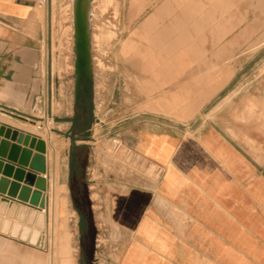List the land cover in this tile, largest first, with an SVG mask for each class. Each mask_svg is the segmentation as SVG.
Returning a JSON list of instances; mask_svg holds the SVG:
<instances>
[{
	"label": "crops",
	"instance_id": "crops-1",
	"mask_svg": "<svg viewBox=\"0 0 264 264\" xmlns=\"http://www.w3.org/2000/svg\"><path fill=\"white\" fill-rule=\"evenodd\" d=\"M34 3L0 0V123L45 140L46 206L49 141L1 109L29 113L44 92ZM126 13L134 149L157 176L115 200L133 228L118 264H264V70H245L263 61L264 0H131ZM38 209L0 192V264H44L25 218Z\"/></svg>",
	"mask_w": 264,
	"mask_h": 264
},
{
	"label": "rangeland",
	"instance_id": "rangeland-1",
	"mask_svg": "<svg viewBox=\"0 0 264 264\" xmlns=\"http://www.w3.org/2000/svg\"><path fill=\"white\" fill-rule=\"evenodd\" d=\"M128 6L131 0H91L90 96L87 114L80 118L82 125L71 129L75 59L72 0L34 3L30 28L40 46L38 69L44 76L45 88L36 99V109L31 111L41 122L26 127L39 131L49 141L50 170L44 210L38 209L35 215L25 218L36 221L37 246L44 264H83L79 215L72 206L68 183L72 135L76 144L73 152L80 148L85 154L81 178L95 226L87 264H118L119 253L133 228L115 215V200L131 187L147 185L157 176L155 167L134 149L137 126L132 122L131 94L138 92L140 82L125 70L120 54L121 40L133 18L126 13ZM253 53V49L246 51ZM254 54L263 61L246 63L245 70H264V45ZM260 129L264 134V126ZM52 183L56 187L53 198ZM65 200L66 210L62 205Z\"/></svg>",
	"mask_w": 264,
	"mask_h": 264
},
{
	"label": "water",
	"instance_id": "water-1",
	"mask_svg": "<svg viewBox=\"0 0 264 264\" xmlns=\"http://www.w3.org/2000/svg\"><path fill=\"white\" fill-rule=\"evenodd\" d=\"M90 4L91 0H72L75 52L73 72L76 78V90H79L77 78L84 77L86 81H90L92 77ZM13 111L18 117H23L21 112ZM45 151L46 145L43 138L0 123V174L2 175L0 176V192L43 208L45 199L41 196V192L46 188V180L43 176L46 171ZM25 167L29 170H25ZM8 177H12L13 181H10ZM21 181H24V184H19ZM31 184L34 189H31ZM82 260L84 264H87L86 256H83Z\"/></svg>",
	"mask_w": 264,
	"mask_h": 264
},
{
	"label": "flooded vegetation",
	"instance_id": "flooded-vegetation-1",
	"mask_svg": "<svg viewBox=\"0 0 264 264\" xmlns=\"http://www.w3.org/2000/svg\"><path fill=\"white\" fill-rule=\"evenodd\" d=\"M75 76L73 77V88H74V93H73V114L71 118H69V121L71 123V129L74 127H79L82 125V121L80 118L83 119L84 116H86V111H87V104L90 96V81H86L84 77L82 78H77L79 80V90L75 89ZM71 147H70V154H69V171H68V183H69V192H70V197H71V202L72 206L75 208L79 215V220H78V226H79V236L81 233V218H82V213H80L79 207L83 206V199L80 196V186L78 180L79 176L81 173V165H80V160H81V149L77 148L78 151L77 153H74V148L76 147L74 144V136H71ZM80 254H81V260L83 255L82 249L80 247ZM83 264L84 261L82 260Z\"/></svg>",
	"mask_w": 264,
	"mask_h": 264
},
{
	"label": "trees",
	"instance_id": "trees-1",
	"mask_svg": "<svg viewBox=\"0 0 264 264\" xmlns=\"http://www.w3.org/2000/svg\"><path fill=\"white\" fill-rule=\"evenodd\" d=\"M85 161V154H82L80 165H81V172L84 166ZM80 186V193L81 197L83 199L84 205L79 207L80 213H82L81 218V233H80V247L82 249L83 255L88 258V252L91 251L93 246V234L95 231V226L93 223V219L91 218V213L89 209V200L87 197V192L85 189V185L83 183V180L81 178V173L79 176L78 182Z\"/></svg>",
	"mask_w": 264,
	"mask_h": 264
},
{
	"label": "built area",
	"instance_id": "built-area-1",
	"mask_svg": "<svg viewBox=\"0 0 264 264\" xmlns=\"http://www.w3.org/2000/svg\"><path fill=\"white\" fill-rule=\"evenodd\" d=\"M43 104H44V101H43ZM44 108H46V107H45V104H44ZM1 109H3L4 112H9V113H14V114H15V111H13V109H11V108L2 107ZM33 109H36L35 104L32 106L31 111H32ZM16 111H17V110H16ZM21 115L23 116L22 118H23L25 121H27V122H29V123H32L33 125H34L36 122H41L40 120L37 121V120H36V117H34L33 114H32L31 112H29V113L21 112ZM45 121H46V119H45ZM42 122H44V121H42ZM37 127H38V126H37Z\"/></svg>",
	"mask_w": 264,
	"mask_h": 264
},
{
	"label": "bare ground",
	"instance_id": "bare-ground-1",
	"mask_svg": "<svg viewBox=\"0 0 264 264\" xmlns=\"http://www.w3.org/2000/svg\"><path fill=\"white\" fill-rule=\"evenodd\" d=\"M90 12H91V7H90ZM89 20H90V17H89ZM72 25H73V23H72ZM72 38H73V37H72ZM24 121H25V120H24ZM46 121H47V119H46ZM46 121H45V122H46ZM46 123H47V122H46ZM47 125H48V124H47ZM55 170H56V168H55ZM57 170H58V169H57ZM57 172H58V171H57ZM57 174H58V173H57ZM53 175H54V174H53ZM55 175H56V173H55ZM53 179H55L54 176H53ZM54 181H55V180H54ZM54 181H53V183H54ZM53 183H52V190H51V192H52V193H51L52 198L54 197V194H55V188H56V187H54V184H53ZM55 183H56V182H55ZM57 199H58V198H57ZM53 200H54V199H53ZM53 203H54V202H53ZM54 204H55V203H54ZM62 205H63L64 209L66 210V200L63 201V204H62ZM44 207H45V206H44ZM44 207H43V208H44ZM43 208H42V209H43ZM52 211H53V210H52ZM52 214H53V213H52ZM53 215H54V214H53ZM39 219H40V221L42 220V215H40V218H39ZM120 233H121V232H120ZM118 235H119V234H118Z\"/></svg>",
	"mask_w": 264,
	"mask_h": 264
}]
</instances>
